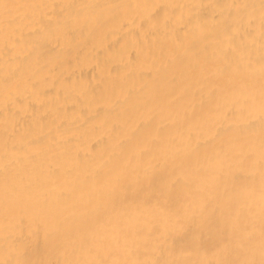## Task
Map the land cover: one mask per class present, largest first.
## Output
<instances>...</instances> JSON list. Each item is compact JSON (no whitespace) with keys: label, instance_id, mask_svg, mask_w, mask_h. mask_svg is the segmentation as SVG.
<instances>
[{"label":"bare ground","instance_id":"bare-ground-1","mask_svg":"<svg viewBox=\"0 0 264 264\" xmlns=\"http://www.w3.org/2000/svg\"><path fill=\"white\" fill-rule=\"evenodd\" d=\"M0 264H264V0H0Z\"/></svg>","mask_w":264,"mask_h":264},{"label":"rangeland","instance_id":"rangeland-1","mask_svg":"<svg viewBox=\"0 0 264 264\" xmlns=\"http://www.w3.org/2000/svg\"><path fill=\"white\" fill-rule=\"evenodd\" d=\"M157 169V168H156ZM156 169H154L153 171H151V172H149V173H147V174H144V175H142V176H140L141 178H142V182H139V183H141V185H139V186H142V184H147L148 186H151V187H153V188H155V186H153V185H151L150 183H149V181L151 182V181H153V179H154V176L156 175V173H158L159 172V170H156ZM126 178L128 179V180H130V181H132L133 182V184H134V182L136 181V179L134 178H129L128 176H126ZM134 180V181H133ZM138 182V181H137ZM132 193V192H131ZM152 199V198H151Z\"/></svg>","mask_w":264,"mask_h":264}]
</instances>
